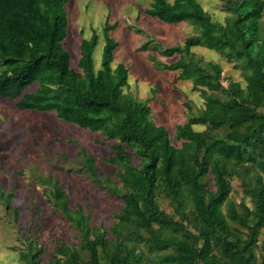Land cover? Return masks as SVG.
<instances>
[{
	"label": "trees",
	"instance_id": "16d2710c",
	"mask_svg": "<svg viewBox=\"0 0 264 264\" xmlns=\"http://www.w3.org/2000/svg\"><path fill=\"white\" fill-rule=\"evenodd\" d=\"M71 1L0 0V99L16 101L20 111L54 112L116 142L109 162L120 168L118 183L100 178L95 158L83 155L92 181L123 201L110 234L93 226L81 205L73 209L62 187L43 179L50 204L80 239L76 246L59 244L53 264H257V250L264 255V0H219L224 22L198 0H154L147 10L166 25L187 23L197 32L182 46L142 47L179 56L171 64L151 60L161 71L179 73L204 99V109L178 125L174 138L154 122L150 100L126 93L129 68L113 67L120 46L110 36L115 26L103 30L100 70L93 59L96 34L82 42L72 68ZM199 47L235 63L245 84L231 80L225 87L223 66L198 59L193 49ZM234 178L253 207L231 200ZM13 198V192L4 198L7 208ZM29 247L22 260L41 264L37 245Z\"/></svg>",
	"mask_w": 264,
	"mask_h": 264
},
{
	"label": "rangeland",
	"instance_id": "374dc122",
	"mask_svg": "<svg viewBox=\"0 0 264 264\" xmlns=\"http://www.w3.org/2000/svg\"><path fill=\"white\" fill-rule=\"evenodd\" d=\"M153 1L72 0L66 7L69 18L66 47L72 68L77 69L82 42L98 35L93 54L98 71L105 47L103 30L106 25L115 26L110 36L120 46L113 67L124 64L129 68L126 93L140 100H150L154 122L165 126L174 138L178 125L185 124L192 114L204 109V99L193 90L191 82L179 80V73L161 71L151 60L154 57L158 62L171 64L179 56L168 58L142 50V47L149 42L152 43L150 47L156 46L160 50L182 46L197 32L187 23L166 25L149 17L147 10ZM198 2L214 20L224 22L227 18L219 0ZM193 52L204 63L215 62L223 66L225 87L231 80L245 84L243 70L235 63L206 48H194ZM37 87L34 85L29 92ZM16 104V101L0 99V264H28L21 254L30 251V244H36L40 250L41 264H53L59 244L76 246L80 239L71 222L50 204L51 190L44 185L43 179H52L62 187L73 209L81 205L90 216L91 224L104 227L110 234L122 212L123 201L92 181L85 172L83 155L86 153L95 158L100 178L109 177L118 183L120 168L109 162L116 142L107 140L103 134L66 123L54 112L20 111ZM197 129L203 130V127ZM174 143L176 146L181 144ZM227 170L234 173L233 165H227ZM232 185L231 200L237 205L244 202L253 207L237 178L232 180ZM11 192L14 198L7 208L4 198ZM257 256V264H264L260 249Z\"/></svg>",
	"mask_w": 264,
	"mask_h": 264
}]
</instances>
